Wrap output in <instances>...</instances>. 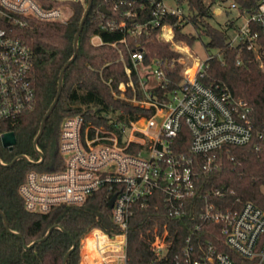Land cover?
Returning <instances> with one entry per match:
<instances>
[{
  "label": "built area",
  "instance_id": "1",
  "mask_svg": "<svg viewBox=\"0 0 264 264\" xmlns=\"http://www.w3.org/2000/svg\"><path fill=\"white\" fill-rule=\"evenodd\" d=\"M53 1L60 4L49 6ZM63 1L0 0V24L5 19L20 26L25 19L63 23L69 15ZM137 1L150 4L148 21L110 22L104 28L120 29L135 39L149 36V28H158L157 40L168 42L173 37V26L162 23V19L176 17L184 21L188 17L178 0H173L174 6L166 0H121L113 9L119 5L129 8ZM230 9L236 10L244 23L228 36L229 45L243 44L246 50L256 52L258 32L254 27L264 34V0H257L250 12H240L233 2ZM123 15L134 17L129 9ZM91 41L102 44L97 34ZM120 42H125V38ZM128 52L130 65H124L127 85H120L121 93L113 96L152 109V115L140 117L127 127L116 122L100 125L78 114L63 118L58 143L63 167L53 172L30 170L26 174L18 189L25 210L47 214L60 206L81 205L100 191L111 194L109 200L115 196L110 216L116 232L109 235L93 229L88 233L95 232L94 250L98 258L94 263L128 264L130 220L138 209H157L162 204L166 219L194 222L186 235L181 228H174L171 233L166 222L147 230L154 264H264V211L260 207L239 200L232 205L225 201L223 207L225 193L212 190L199 195L203 204L198 211L194 208L195 157L205 159L202 169L208 171L215 151L248 144L252 138L249 106L228 91L217 92L200 82L197 77L204 73V62L193 75L183 74L178 86L169 91L163 69L167 62H146L140 43ZM31 65L30 48L7 28L0 27V125L14 122L33 108ZM126 88L132 91L131 98L125 97ZM183 127L190 141L187 154L173 151L174 139ZM6 133L9 132H1L0 138ZM34 148L36 153L40 152L37 146ZM41 162L39 157L32 163ZM0 165L4 164L0 161ZM216 197L220 200H209ZM98 234L102 237L100 242ZM174 236L182 238L176 246Z\"/></svg>",
  "mask_w": 264,
  "mask_h": 264
},
{
  "label": "trees",
  "instance_id": "2",
  "mask_svg": "<svg viewBox=\"0 0 264 264\" xmlns=\"http://www.w3.org/2000/svg\"><path fill=\"white\" fill-rule=\"evenodd\" d=\"M119 1L92 0L78 37L76 57L63 74L58 101L36 144L42 154L39 165L29 164L22 159L14 160L23 156L35 162L39 158L34 148V139L42 118L57 95L60 72L73 56L74 36L88 0L63 1L69 12L63 23L25 19L20 26L5 19L0 24L1 28H7L32 51L29 76L35 93V103L31 110L14 122L0 125V133L6 131L15 135L12 150L2 147L0 142V161L4 164L0 165V212L5 216L9 229H5L0 216V264H64V257L73 244L75 246L66 264H80V241L85 235L93 229L109 235L116 232L108 208L111 194L106 191L94 194L81 205L60 206L47 214H35L25 210L18 189L30 170L53 172L62 169L58 143L63 118L78 114L100 125L116 122L121 127H127L140 117L152 115V109L113 96V93H121L120 85H127L124 65H130L128 51L135 50L137 43L144 47L146 62L154 59L162 60L164 65L167 62V66L163 67L168 80L167 90H173L182 80L183 67L178 62L180 54L171 49L169 42L157 40L158 28H149V36L137 39L124 35L120 29L104 28L110 22L118 24L124 20L128 24L131 21L143 23L150 19L151 6L148 2L137 1L129 8L127 5H119L114 10L113 5ZM206 1L178 0L180 5L186 6L187 19L178 21L176 17H164L162 23L173 26L174 41L190 47L196 39L192 34L184 32V22L195 30L203 31L208 38L205 48L216 50L217 55L204 61V73L197 78L213 90L228 91L234 98L247 103L252 138L244 146H224L215 151L208 171L202 169L205 159L195 157L197 198L194 208L198 211L203 204L199 195L221 190L225 193L224 202L221 201L223 207L225 201L226 205H232L239 200V203L251 202L264 211V34L261 29L254 27L258 32V50L248 51L243 44L229 45L226 30L214 27L209 22L212 18L211 7L217 2L231 1L240 12H250L255 8L257 0ZM58 4L60 2L53 1L49 6ZM128 9L134 14L133 18L123 15ZM229 28L238 29L232 21ZM94 34L98 35L102 44L91 41ZM124 38L125 42H120ZM132 80L139 96V85L134 74ZM123 93L126 98L132 97V91L128 88ZM189 143L188 133L183 127L174 139L173 151L187 154ZM217 198L209 200H220ZM165 222L171 233L174 228H181L186 235L194 221L166 219L162 204L157 209L147 206L135 212L127 233L128 264H154L147 230ZM51 228L43 242L27 249L24 247L45 237ZM89 239L90 235L83 241L82 264H95L96 256L91 250ZM174 239L176 246L182 238L174 236Z\"/></svg>",
  "mask_w": 264,
  "mask_h": 264
},
{
  "label": "rangeland",
  "instance_id": "3",
  "mask_svg": "<svg viewBox=\"0 0 264 264\" xmlns=\"http://www.w3.org/2000/svg\"><path fill=\"white\" fill-rule=\"evenodd\" d=\"M166 2L171 6H174L175 3L173 0H166ZM230 3L231 1H226L217 2L216 4H214L211 7L212 18L209 21L214 27L226 30L228 36H232L235 31V29L229 28V23L231 21L234 23L235 26H241L244 23V18H241L236 10L230 9ZM183 8L185 10L186 6H183ZM184 32L192 34L196 39V41L191 47L187 46L183 42L174 41L173 37L172 40L168 42L170 43L171 49L180 54L178 62L182 64L183 67L181 75H193L194 73H196L198 66L202 65V63L208 57L217 55V51L205 48V44L208 42V38L204 35L201 29L195 30L189 24H186L184 22ZM191 70H193L192 73H190ZM94 234L95 232H92V234H88L90 235L89 243L91 245L90 247L92 252L94 253V256L98 258V255L94 252L92 247V245L94 244ZM96 238L99 239V242L102 240V237H100L99 234ZM83 241L84 238L80 242V264H82L83 260Z\"/></svg>",
  "mask_w": 264,
  "mask_h": 264
},
{
  "label": "water",
  "instance_id": "4",
  "mask_svg": "<svg viewBox=\"0 0 264 264\" xmlns=\"http://www.w3.org/2000/svg\"><path fill=\"white\" fill-rule=\"evenodd\" d=\"M91 4H92V0H88L87 6H86V8H85L84 14H83L82 19H81L80 24H79L78 30H77V32H76V34H75V36H74V40H73V50H74V53H73V56H72V58H71V59H70V60H69L64 66H63V68H62V70H61V72H60L57 95H56L54 101L52 102V104L50 105L48 111L46 112V114H45L44 117L42 118V121H41V124H40V128H39V132H38L36 138L34 139V146H36L37 141H38L39 137H40L41 134H42V131H43V128H44L45 122H46V120L48 119V117L50 116V114L52 113V111H53V109H54V107H55V105H56V103H57V101H58V98H59V95H60V91H61V83H62V77H63V74H64L65 70L69 67V65L72 63V61H73V60L75 59V57H76V54H77V41H78V37H79V34H80L81 30H82V27H83V24H84V22H85V20H86V17H87V15H88V13H89V10H90V8H91ZM102 11L105 12L104 8H102ZM0 142H1L2 147L7 148V149H9V150H12L13 146L15 145V135H14V133L9 132V133H6V134L2 135L1 138H0ZM37 153H38V156H39L40 158H42V154H41V152H37ZM19 159H22V160L26 161V162L29 163V164L38 165V164H36V163H32V162H30L29 160H27V159H26L25 157H23V156H19V157H17L14 161L19 160ZM114 198H115V196H113V197L109 200V202H108V208H112V204H113ZM0 216H1L2 219H3L5 229H6L7 231H9L5 216H4L1 212H0ZM51 230H52V228L49 229V231L47 232V234L45 235V237H43L42 239H40V240H38V241L32 243L30 246H24V247L27 249V248L32 247V246H33L34 244H36V243L43 242V241L46 239V237L49 235V233L51 232ZM17 236H18L19 238H22L21 235H19V234H17ZM74 246H75V244H73V247L71 248V250L74 248ZM71 250H70V251H71ZM70 251H69V252L65 255V257H64V264H66V260H67L69 254H70Z\"/></svg>",
  "mask_w": 264,
  "mask_h": 264
},
{
  "label": "bare ground",
  "instance_id": "5",
  "mask_svg": "<svg viewBox=\"0 0 264 264\" xmlns=\"http://www.w3.org/2000/svg\"><path fill=\"white\" fill-rule=\"evenodd\" d=\"M193 72V70H191L190 71V73H192ZM92 247H93V250H94V244L92 245ZM94 252L96 253V251L94 250ZM97 254V253H96ZM95 264H100V262H97V263H95Z\"/></svg>",
  "mask_w": 264,
  "mask_h": 264
}]
</instances>
